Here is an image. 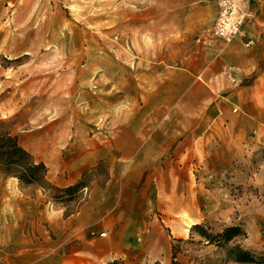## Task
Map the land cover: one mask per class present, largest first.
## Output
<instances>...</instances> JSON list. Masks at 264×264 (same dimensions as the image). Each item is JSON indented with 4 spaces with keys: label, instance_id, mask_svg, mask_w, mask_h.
Wrapping results in <instances>:
<instances>
[{
    "label": "rangeland",
    "instance_id": "obj_1",
    "mask_svg": "<svg viewBox=\"0 0 264 264\" xmlns=\"http://www.w3.org/2000/svg\"><path fill=\"white\" fill-rule=\"evenodd\" d=\"M179 3L184 0H0V133L17 135L50 170L79 169L77 182L85 185L72 200H65V191L22 185L0 172V264H39V247L55 239L52 219L74 214L90 185L105 184L109 175L107 161L82 166L87 158L79 149L96 133L110 147L125 129L141 134L151 130L158 144L168 139V158L188 149L185 157L192 162L198 158L194 143L203 161L201 147L215 142L211 156L218 176L205 181L206 219L191 226L193 218L185 220L182 228L167 219V230L175 237L171 251L176 244L182 264H241L229 248L245 247L250 235L245 222L264 221V138L259 145L245 147V153L227 148L222 133L205 142L183 134L201 122L198 114L205 117L203 125L216 124L213 114L218 109L213 100L205 99L204 89L183 86L187 81L177 63L187 61L184 34L189 11ZM216 6L203 5L193 16L210 20ZM213 23H202L190 33L202 44L199 36ZM179 73L181 80L174 78ZM236 102L225 100L220 107ZM241 170L247 171L245 176ZM196 223L214 234L240 225L247 236L219 246L193 229ZM251 250L264 255V248ZM171 261L172 254L171 260L158 263Z\"/></svg>",
    "mask_w": 264,
    "mask_h": 264
},
{
    "label": "crops",
    "instance_id": "obj_2",
    "mask_svg": "<svg viewBox=\"0 0 264 264\" xmlns=\"http://www.w3.org/2000/svg\"><path fill=\"white\" fill-rule=\"evenodd\" d=\"M212 3L217 6L210 20L201 21V17L193 16L203 10L201 6ZM239 3L247 16L240 36L230 43L219 38L202 44L190 31L200 29L202 23L215 22L218 0H184L177 4L188 6L189 11L184 34L187 61L182 65L178 62L177 67L184 70L187 82L183 86L204 89L205 99L213 100V108L218 109L213 114L216 124L203 125L205 117L198 114L201 122L185 129L183 134L192 133L196 142H205L222 133L220 138L227 148L242 152L245 147L259 145L264 138V0ZM194 7L200 8L195 11ZM172 68L175 73L174 62ZM174 78L181 80L180 73ZM225 100L237 104L220 107ZM210 106L207 104V108ZM236 108L240 109L235 111ZM255 132L257 135L252 137ZM214 143L201 147L206 155L203 161L194 143L192 149L198 158L192 162L185 157L188 149L176 158H168V139L158 144L151 130L141 134L139 130L125 129L110 147L105 146L102 135L91 136L88 146L79 149L87 158L81 164L107 161L109 175L105 184L90 185L74 214L66 218L59 214L52 219L55 239L39 247L43 254L39 264H108L116 259L142 264L171 260L170 243L175 237L167 230V219L181 228L185 220L206 219L207 209L202 211L207 194L205 181L218 176L211 156ZM57 152L62 156L65 153ZM217 155L214 153V157ZM248 158L245 154L244 160ZM60 169H48V178L59 186L73 185L82 176L79 169ZM241 172L243 176L247 173ZM245 223L250 235L244 246L257 251L264 248V221Z\"/></svg>",
    "mask_w": 264,
    "mask_h": 264
},
{
    "label": "trees",
    "instance_id": "obj_3",
    "mask_svg": "<svg viewBox=\"0 0 264 264\" xmlns=\"http://www.w3.org/2000/svg\"><path fill=\"white\" fill-rule=\"evenodd\" d=\"M0 172L16 177L23 185H36L43 188H51L55 191H65L69 197L65 200H72L73 194L77 190H81L85 185L79 181L72 186L61 188L54 185L48 178V166L42 160H37L27 148L21 143L17 135L9 131L0 133ZM60 197V196H57ZM64 198L63 196H61ZM199 234L207 241L215 242L219 246H225L228 243L235 241L238 237L247 236L246 231L240 225L225 226L217 234L211 233L205 229L201 223H196L192 226ZM233 256V260L238 263H255L264 262V255L257 256L254 251L247 249L239 244L229 248ZM180 250L178 246H172V261L171 264H182L178 255ZM108 264H129L123 260L109 261ZM155 264H159L155 262Z\"/></svg>",
    "mask_w": 264,
    "mask_h": 264
},
{
    "label": "built area",
    "instance_id": "obj_4",
    "mask_svg": "<svg viewBox=\"0 0 264 264\" xmlns=\"http://www.w3.org/2000/svg\"><path fill=\"white\" fill-rule=\"evenodd\" d=\"M216 17L214 24L204 30L198 41L207 42L220 38L230 43L240 36L247 19L246 12L241 8L239 0H218Z\"/></svg>",
    "mask_w": 264,
    "mask_h": 264
},
{
    "label": "bare ground",
    "instance_id": "obj_5",
    "mask_svg": "<svg viewBox=\"0 0 264 264\" xmlns=\"http://www.w3.org/2000/svg\"><path fill=\"white\" fill-rule=\"evenodd\" d=\"M193 223V221L191 220V222L188 223V226H191V224ZM189 229H186V231H188Z\"/></svg>",
    "mask_w": 264,
    "mask_h": 264
}]
</instances>
